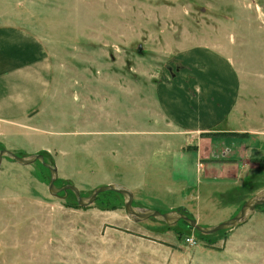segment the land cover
I'll list each match as a JSON object with an SVG mask.
<instances>
[{"label":"rangeland","instance_id":"rangeland-1","mask_svg":"<svg viewBox=\"0 0 264 264\" xmlns=\"http://www.w3.org/2000/svg\"><path fill=\"white\" fill-rule=\"evenodd\" d=\"M0 12L44 38L55 66L47 101L29 127L0 130V150L43 154L58 188L88 197L120 184L135 206L203 226L264 190V0H0ZM235 73V108L196 140L162 113L163 96L194 111L198 75L211 99L219 86L234 93ZM50 179L40 162L3 159L0 264H264V206L206 235L183 221L134 223L113 191L86 207L72 191L53 196Z\"/></svg>","mask_w":264,"mask_h":264},{"label":"crops","instance_id":"crops-1","mask_svg":"<svg viewBox=\"0 0 264 264\" xmlns=\"http://www.w3.org/2000/svg\"><path fill=\"white\" fill-rule=\"evenodd\" d=\"M2 13L0 12V130H5L7 127L18 128L24 124L25 127H29V121H33L32 119L35 118L52 91L55 73L54 60L44 38L5 18V14ZM173 75V78L177 76ZM234 75V88L229 84V89L234 93L228 95L226 90L228 88L219 86L216 90L219 94L216 100L210 98L213 91L203 92L202 85H206L208 90L207 84L199 81L200 75L196 76L192 81L197 96L194 101V111L190 115L185 114V103L182 104L184 100L180 104L173 97V100L169 102L163 96L159 100L162 113L169 123L185 137L194 134L189 141L191 138L196 140L195 135L216 129V125L224 118L223 115L231 114L235 108L236 73ZM182 82L184 84V80ZM171 83L170 80L167 85L171 86ZM183 84L181 90L185 98ZM216 102H219V105L216 106ZM222 102H225L228 108L222 107ZM203 106L207 107V111ZM193 172L192 182H199V174L194 170ZM208 177L209 174H206L205 178ZM233 179L234 182L239 181L236 172Z\"/></svg>","mask_w":264,"mask_h":264},{"label":"water","instance_id":"water-1","mask_svg":"<svg viewBox=\"0 0 264 264\" xmlns=\"http://www.w3.org/2000/svg\"><path fill=\"white\" fill-rule=\"evenodd\" d=\"M4 158H10L23 166H28L36 162H40L45 168L49 170L51 175L50 184H49L50 194L59 197L60 193L62 192H64L67 195L69 191H72L75 194L81 206H85V207L90 206L96 201L98 196L102 193L108 191H113L118 193L123 196L127 215L129 219L134 223H140L154 219L160 222H164L169 226H172L179 223L180 221H183L187 223L190 226V228L202 234L209 235L218 231L232 230L238 226L246 224L256 213L257 209L261 206H264V190H262L257 194H255L254 196H252L249 200H247L240 209V211L229 220L224 221L221 224L215 226H203L199 224L196 219L191 218L185 212L174 210L164 213L154 209L135 206L133 191L120 184H110V185L98 187L88 197L82 196L80 190L72 184H68L62 188H58L56 186V182L59 178L58 168L55 165H52L49 162H47L43 154H34L26 157H20L9 150L3 149L0 150V167L2 165Z\"/></svg>","mask_w":264,"mask_h":264},{"label":"built area","instance_id":"built-area-1","mask_svg":"<svg viewBox=\"0 0 264 264\" xmlns=\"http://www.w3.org/2000/svg\"><path fill=\"white\" fill-rule=\"evenodd\" d=\"M186 243L189 244L190 246H194L197 244L196 239L193 235L187 237Z\"/></svg>","mask_w":264,"mask_h":264},{"label":"trees","instance_id":"trees-1","mask_svg":"<svg viewBox=\"0 0 264 264\" xmlns=\"http://www.w3.org/2000/svg\"><path fill=\"white\" fill-rule=\"evenodd\" d=\"M234 135H237V134H234ZM238 136H240V137H244L245 136V134H238ZM100 196V195H99ZM98 196V197H99ZM199 235H202V234H199ZM189 236H191V235H189ZM189 236H187V237H189ZM187 237H186V239H187Z\"/></svg>","mask_w":264,"mask_h":264}]
</instances>
